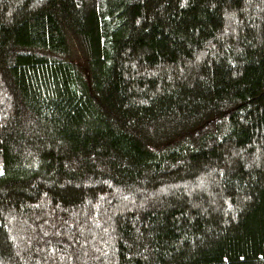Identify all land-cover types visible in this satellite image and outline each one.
<instances>
[{"label":"trees","instance_id":"trees-1","mask_svg":"<svg viewBox=\"0 0 264 264\" xmlns=\"http://www.w3.org/2000/svg\"><path fill=\"white\" fill-rule=\"evenodd\" d=\"M0 264H264V0H0Z\"/></svg>","mask_w":264,"mask_h":264}]
</instances>
